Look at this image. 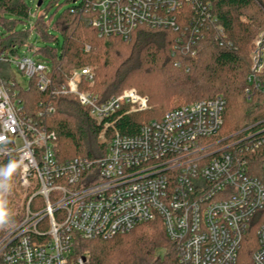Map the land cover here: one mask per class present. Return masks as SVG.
Masks as SVG:
<instances>
[{
	"label": "built area",
	"instance_id": "1",
	"mask_svg": "<svg viewBox=\"0 0 264 264\" xmlns=\"http://www.w3.org/2000/svg\"><path fill=\"white\" fill-rule=\"evenodd\" d=\"M87 1L94 14L90 24L100 38L127 40L139 27L178 30L177 13L186 6L200 20L212 18L203 0ZM12 65L29 81L35 79L40 91L49 86L46 63L22 56ZM263 73L264 30L251 51L248 99L264 92ZM82 81L93 84L91 68L74 70L63 93L78 97L91 117L104 123L103 141L114 129L108 120L124 107L129 113L150 109L135 90L98 104L80 90ZM14 86L0 82V155L17 154L21 185L31 188L35 180L38 192L27 204L25 220L0 241V264H87V257L73 258L78 238L112 239L157 219L176 244L179 264H264V162L258 171L252 160L264 148V127L253 125L216 142L225 99L186 103L133 136L114 131L97 160L59 162L56 134L24 116L11 93ZM35 197L42 212L30 209Z\"/></svg>",
	"mask_w": 264,
	"mask_h": 264
},
{
	"label": "trees",
	"instance_id": "2",
	"mask_svg": "<svg viewBox=\"0 0 264 264\" xmlns=\"http://www.w3.org/2000/svg\"><path fill=\"white\" fill-rule=\"evenodd\" d=\"M57 1L36 17L32 30H18L30 19V6L26 0H0V82L15 83L11 93L24 116L56 134L59 162L102 158L114 131L133 136L170 110L218 96L226 101L221 136H232L253 125L264 127V92H255L251 99L245 94L254 40L264 30V0H203L209 2L211 19L200 20L186 6L177 13L178 30L139 27L127 40L100 38L90 24L94 14L87 0H67L74 6L58 16L56 12L49 15ZM219 27L224 37L219 35ZM32 31L47 42L34 51L50 67L45 91L38 89L35 79L27 86L17 83L13 71L12 61L20 57L19 49L27 46L33 50L28 44ZM51 31L62 36L60 49L51 45L59 39ZM85 67L92 68L94 82L82 81L80 90L91 93L98 104L135 90L148 99L150 109L129 113V107H124L108 120L115 130L108 129L102 141L104 123L94 120L78 97L63 93L71 73ZM260 83L264 87V73ZM252 160L259 171L264 148ZM11 163L16 165L11 175L0 176V192L11 214L9 224L0 229V241L25 220L27 204L35 193L21 187L18 155H0V169ZM36 201L37 197L30 202L32 211H39ZM79 257H87V264H179L176 244L168 238L161 219L112 239L78 238L73 258Z\"/></svg>",
	"mask_w": 264,
	"mask_h": 264
},
{
	"label": "rangeland",
	"instance_id": "3",
	"mask_svg": "<svg viewBox=\"0 0 264 264\" xmlns=\"http://www.w3.org/2000/svg\"><path fill=\"white\" fill-rule=\"evenodd\" d=\"M28 5L30 6V19L27 20V22H25L24 24H20L17 29L18 30H32L34 28V22L36 20V17L39 16L40 14L43 13L44 10H46L47 6H49V4L53 1V0H26ZM39 1H42L43 4L41 7H37V4ZM74 6L73 2H67V0H58L57 3L54 4V6L52 8H50L48 10V14L51 15L53 13H57V16L62 14L66 9L70 8ZM53 25V23H52ZM51 33H53L54 35H58L59 39L57 42L52 43L51 45H53L55 48L60 49L62 42H63V38L60 34H58L56 31H51ZM29 45H32V51L29 50V48L27 46H23L19 49V55L20 57L22 56H29V57H35L34 56V51L38 50V49H42L47 45V42L45 40H43L41 38V36L39 34H37V32L32 31L31 33V37L29 39L28 42ZM90 68V67H89ZM92 69V68H91ZM13 71L15 73L16 76V80L23 86H27L29 83V79L24 76L21 71H19V69L16 66H13ZM193 102V101H192ZM228 137L221 136V134L219 133L217 137L214 138V140H216V142L218 141H222L224 139H226ZM101 139V137H100ZM102 140V139H101ZM103 141V140H102ZM225 145V144H224ZM223 145V146H224ZM31 184V189L35 192L34 195L38 192V185L37 182L35 180H32L30 182ZM22 188H24L26 190L25 187H23L21 185ZM33 195V196H34ZM41 199L37 198L36 201V206H41ZM27 208V207H26ZM43 207L37 209L39 211L36 212H42ZM42 209V210H41ZM43 230H47V226H44ZM255 243V238L253 237V244ZM242 260L245 261V255H242Z\"/></svg>",
	"mask_w": 264,
	"mask_h": 264
},
{
	"label": "clouds",
	"instance_id": "4",
	"mask_svg": "<svg viewBox=\"0 0 264 264\" xmlns=\"http://www.w3.org/2000/svg\"><path fill=\"white\" fill-rule=\"evenodd\" d=\"M16 165L11 163L5 169H0V176L9 177L12 171L15 169ZM11 219V214L6 207V200L4 198V193L0 192V229L6 227Z\"/></svg>",
	"mask_w": 264,
	"mask_h": 264
},
{
	"label": "water",
	"instance_id": "5",
	"mask_svg": "<svg viewBox=\"0 0 264 264\" xmlns=\"http://www.w3.org/2000/svg\"><path fill=\"white\" fill-rule=\"evenodd\" d=\"M41 5H42V1H39L37 7H41Z\"/></svg>",
	"mask_w": 264,
	"mask_h": 264
}]
</instances>
